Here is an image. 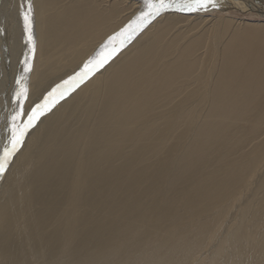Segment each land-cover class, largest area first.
I'll return each mask as SVG.
<instances>
[{
  "label": "bare ground",
  "instance_id": "1",
  "mask_svg": "<svg viewBox=\"0 0 264 264\" xmlns=\"http://www.w3.org/2000/svg\"><path fill=\"white\" fill-rule=\"evenodd\" d=\"M30 2L23 119L119 50L50 98L6 164L0 264H264V0L167 11L102 51L144 0ZM26 7L0 0V150Z\"/></svg>",
  "mask_w": 264,
  "mask_h": 264
},
{
  "label": "snow or ice",
  "instance_id": "2",
  "mask_svg": "<svg viewBox=\"0 0 264 264\" xmlns=\"http://www.w3.org/2000/svg\"><path fill=\"white\" fill-rule=\"evenodd\" d=\"M27 5L22 8L21 17L24 22V37L26 51L19 61L22 72L15 77V88L11 94V101L13 108L7 115V131L9 138L2 150H0V175L6 172V164L11 161L23 147L26 136L32 130L41 116L45 115L47 111L51 110L49 100L58 93V90L65 88L70 83H78L83 81L86 76L93 69L103 68L111 59V57L119 50L116 45H113L108 53L100 56L98 52L96 56L89 58L81 71L74 73L64 80L61 84H57L44 96L41 103H37L35 107L27 113V119H23L25 101L28 97V89L26 87L29 73L32 69V60L35 55V43L33 39L32 21L33 8L30 0H24ZM221 8V0H144V7L139 11L138 15L124 28L112 36H109L105 43L101 46V51L107 49L111 41H114L117 36L122 37L121 45L125 41L131 39L132 34L135 33L146 23L159 17L162 13L167 11H176L181 13H207L212 10H219ZM99 57V58H97ZM60 98H64L65 91L59 92Z\"/></svg>",
  "mask_w": 264,
  "mask_h": 264
}]
</instances>
